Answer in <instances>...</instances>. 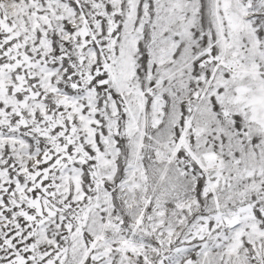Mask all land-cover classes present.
Returning <instances> with one entry per match:
<instances>
[{
  "label": "snow or ice",
  "instance_id": "6c2138e0",
  "mask_svg": "<svg viewBox=\"0 0 264 264\" xmlns=\"http://www.w3.org/2000/svg\"><path fill=\"white\" fill-rule=\"evenodd\" d=\"M0 264H264V0H0Z\"/></svg>",
  "mask_w": 264,
  "mask_h": 264
}]
</instances>
